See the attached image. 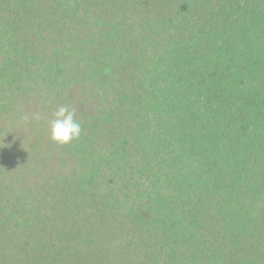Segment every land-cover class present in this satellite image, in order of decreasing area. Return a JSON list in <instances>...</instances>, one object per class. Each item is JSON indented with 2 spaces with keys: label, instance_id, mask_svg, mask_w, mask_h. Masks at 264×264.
Here are the masks:
<instances>
[{
  "label": "trees",
  "instance_id": "trees-1",
  "mask_svg": "<svg viewBox=\"0 0 264 264\" xmlns=\"http://www.w3.org/2000/svg\"><path fill=\"white\" fill-rule=\"evenodd\" d=\"M65 96L80 137L0 165V264H264V0H0V126Z\"/></svg>",
  "mask_w": 264,
  "mask_h": 264
},
{
  "label": "rangeland",
  "instance_id": "rangeland-1",
  "mask_svg": "<svg viewBox=\"0 0 264 264\" xmlns=\"http://www.w3.org/2000/svg\"><path fill=\"white\" fill-rule=\"evenodd\" d=\"M24 100L25 98L15 109L8 112L6 124L0 126L5 131L4 134H0V143L4 145L3 151L0 152V165L9 166V169L14 170L22 169L23 176L28 177L29 174L31 175L37 170L34 167L37 163L34 162V158L31 156H24L25 150L29 144L41 146L51 139L49 132L50 120L53 118V113L58 106L68 104V96L57 101L50 100L48 104L36 97H30L26 102H23ZM33 113H39L40 119H29L28 121L22 119L24 115L31 117ZM3 136L6 138L13 137L12 142L8 140L4 142ZM27 160H30V162L27 166H24Z\"/></svg>",
  "mask_w": 264,
  "mask_h": 264
},
{
  "label": "clouds",
  "instance_id": "clouds-1",
  "mask_svg": "<svg viewBox=\"0 0 264 264\" xmlns=\"http://www.w3.org/2000/svg\"><path fill=\"white\" fill-rule=\"evenodd\" d=\"M24 121L39 120L40 114L33 113L31 117L24 115ZM49 132L51 139L61 145L69 144L80 137L82 126L76 118L75 109H69L68 106H58L50 120Z\"/></svg>",
  "mask_w": 264,
  "mask_h": 264
}]
</instances>
